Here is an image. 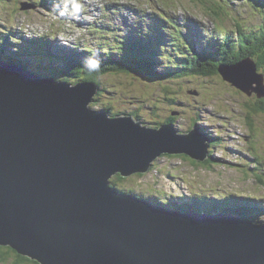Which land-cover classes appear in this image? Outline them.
I'll return each instance as SVG.
<instances>
[{"label":"water","instance_id":"1","mask_svg":"<svg viewBox=\"0 0 264 264\" xmlns=\"http://www.w3.org/2000/svg\"><path fill=\"white\" fill-rule=\"evenodd\" d=\"M43 56L65 60L59 51ZM245 61L217 70L246 95L264 97L263 75ZM61 78L0 57V246L39 264H264V223L167 208L110 184L165 154L205 162L215 137L197 124L182 133L170 122L111 116L90 107L97 83Z\"/></svg>","mask_w":264,"mask_h":264},{"label":"rangeland","instance_id":"2","mask_svg":"<svg viewBox=\"0 0 264 264\" xmlns=\"http://www.w3.org/2000/svg\"><path fill=\"white\" fill-rule=\"evenodd\" d=\"M21 1L34 2L37 6L21 10ZM66 3H70L68 9ZM114 7H121L120 13ZM84 9L92 12L79 14ZM76 13L78 16L74 15ZM122 13L129 18L127 24L134 26L121 24L119 29L114 26ZM69 14L72 22L67 19ZM159 17L173 20L180 31L174 33H181L196 47H201V41L215 37L218 31L228 30L232 37L236 36L234 24L251 30L263 27L264 0H44V5L40 0H0V50L3 48L5 53H10L11 48H17L16 55L22 56L26 47L33 65H47L40 50L34 51L38 49L37 44L30 42V38L37 35L56 51L70 48L78 53H88L98 48L95 42L99 41L106 52L117 54L120 46L128 43L126 38L136 36V33L146 35L155 28L163 29L155 23ZM164 25L172 31L170 24ZM88 26H94V29L90 31ZM210 26L214 30H210ZM8 33L14 38H7ZM18 36L27 38L15 43ZM61 37L69 40L72 47L66 46L68 41H62ZM167 43L159 46V52L167 56L157 59L155 66L159 71L164 68L161 63L176 60L177 53L189 51L183 45ZM28 44L32 46L28 47ZM235 54L237 50L231 49L228 58L235 59ZM90 56H96V51ZM257 71L264 74V63L257 66ZM56 75L68 77L71 83L80 76L77 73L64 75L59 71ZM97 78L103 89L90 104L91 108L108 107L110 114L117 115L136 112L140 121L150 127H157L167 118L174 117L173 125L178 132H186L197 124L205 128L208 137H215L209 140V149L213 157H220L216 161L199 162L185 155H161L148 173L132 174L123 180L111 178L118 188L132 189L144 196L158 194L169 198L200 197L206 193L208 197L212 193L215 196L236 195L261 201L256 204L239 200L242 203L264 207V113L250 110L264 97L259 99L254 93L246 95L222 79L216 70L207 76L186 75L179 79H164L162 83L154 82L150 76L136 70H110ZM173 112L177 115L172 116ZM259 222L264 223L263 212ZM16 259L14 252L0 248V264H24Z\"/></svg>","mask_w":264,"mask_h":264},{"label":"trees","instance_id":"3","mask_svg":"<svg viewBox=\"0 0 264 264\" xmlns=\"http://www.w3.org/2000/svg\"><path fill=\"white\" fill-rule=\"evenodd\" d=\"M40 4L44 5V0H40ZM69 6L70 3H66L65 7L67 9L69 8ZM74 15L78 16V13ZM67 17V19L72 22L73 18L70 16V14L67 15ZM234 25L238 33L236 36H240V40L238 39V42H235L234 40L229 41L227 40V36H225L221 40V43H219L218 41H214L211 43L204 42L203 46L198 50L194 49L191 45V42H189L186 38H183L182 36L175 37L176 35L172 34H166L167 36H165L164 30L159 28L156 31V35L155 32L150 33L147 37L138 35V37L140 38L129 41L127 44L123 43L120 46V50L117 52V54H114V52H106L104 49H102V46L99 42H95L96 45H98V48L96 50H90L88 53H78L77 51L68 48V50L65 51V60L61 61V63L59 64H55L54 62L47 61L43 58V53L45 51L52 52L49 46L46 45L47 43L37 42L38 49H34V51L40 50L39 54L41 55L42 59L48 62L47 65H33L29 59L30 50L27 49H25L26 52L24 53L22 60L32 70L43 75L52 76L56 73V71H59L61 74L64 75L77 73V75H80L79 77H77V80L82 79L83 77L84 80H90L98 84L99 90L97 94L103 89L101 87V82L97 78V75H103L110 70L122 72H129L134 70L140 71L150 76V79L157 83L164 82V79H179L180 77L186 75L207 76L208 74L215 71L216 66L215 63H212L211 60L208 61V59L219 60V62H230L231 60L228 59V54L231 49H233L234 52H236L237 50V56L236 54L234 55L236 57L235 59H233L234 61L249 56L255 58V62L257 65L264 63V26L256 27L254 30H251L244 28L241 24ZM238 28L242 29L246 33V35L244 34V32H241V30V33H239ZM150 39L151 41H149ZM167 41H171V43L174 45H183L184 47L189 48V51L177 53L176 60H171V62H165L164 64L161 63L164 68L161 69L162 71H159L158 67L155 66V64L158 62L157 59H164L167 56H164V54L157 51L155 47L156 45L165 46L166 44H168ZM30 42L36 43L35 41ZM99 50H101V52H99ZM94 51H96V57L89 59L88 62L83 61L84 55L81 54L92 55ZM11 54L12 55H2L0 53V56H15L16 52H12ZM66 78L67 77L64 76L61 78V80H66ZM97 94L94 96V99ZM104 109L109 112L108 107ZM250 110L252 111V113H264V100H257V102L254 103L253 107H251ZM122 114H130L133 118L140 120L136 112ZM112 115H115V113H112ZM173 119L174 117H169L165 122L174 123ZM212 155L213 154H211L210 161L218 160ZM114 177L117 180H123L125 178L120 175H115L111 178ZM257 178L261 180L259 176H257ZM110 184L112 186H116L115 181H111ZM118 190L131 193L136 197H139L140 199L147 198L152 201H158L164 207L173 208L179 211H188L189 207L192 206L194 209L207 210L210 212H230L233 214H238L252 222H259L260 213L263 212L264 214V207L258 208L257 206L248 203H242L241 201H239V197L235 195H230L229 197H227L228 195L220 194L221 196H219V199L213 200L209 199V197L206 196L196 197L194 195H188L183 197L177 196L176 198H169L168 196L158 194L154 196H143L142 194H135L132 189L124 190L122 188H118ZM242 200H248L245 202H255L256 204H260L259 202H261L249 197H244V199ZM0 248H5L8 251L14 252L18 263L26 264L28 262L32 264H39L36 261L15 252L8 246H0Z\"/></svg>","mask_w":264,"mask_h":264},{"label":"bare ground","instance_id":"4","mask_svg":"<svg viewBox=\"0 0 264 264\" xmlns=\"http://www.w3.org/2000/svg\"><path fill=\"white\" fill-rule=\"evenodd\" d=\"M133 10V12H136V10H135V8H133L132 9ZM188 20V19H187ZM129 22V18L127 17V16H125V18H124V22H123V25H128L127 23ZM186 22V21H185ZM120 23H122L121 21H116L115 22V26H117V27H119V24ZM181 25H184L183 23L181 24ZM239 29V33H241V32H244L242 29H240V28H238ZM240 30H241V32H240ZM244 34L246 35V33L244 32ZM35 36H37V35H35ZM235 37H237V39H233L235 42H238L239 40H240V36L238 37V36H235ZM18 38H19V36H18ZM21 38H23V39H25V38H27V37H21ZM239 39V40H238ZM156 49H157V51H159L160 49H159V45H156V47H155ZM245 59H246V57H244V58H242L241 59V63L242 64H244L245 66H249V64L245 61ZM116 111V110H115ZM202 127V126H201ZM202 128H204V127H202ZM204 132V131H203ZM202 132V133H203ZM214 157H216L217 159L219 158L220 159V157H217V156H214ZM115 176V175H114ZM135 194H137V193H135ZM137 195H139V194H137ZM144 196V195H143ZM140 199V198H139ZM147 198H145V199H141V200H146ZM239 199L240 200H242V199H244V197L243 196H239Z\"/></svg>","mask_w":264,"mask_h":264},{"label":"flooded vegetation","instance_id":"5","mask_svg":"<svg viewBox=\"0 0 264 264\" xmlns=\"http://www.w3.org/2000/svg\"><path fill=\"white\" fill-rule=\"evenodd\" d=\"M209 148H210V146H209ZM210 153L213 154L212 151H210V149H209V158H208V162L211 160V154H210ZM185 156H186V155H185Z\"/></svg>","mask_w":264,"mask_h":264},{"label":"clouds","instance_id":"6","mask_svg":"<svg viewBox=\"0 0 264 264\" xmlns=\"http://www.w3.org/2000/svg\"><path fill=\"white\" fill-rule=\"evenodd\" d=\"M19 6H20V5H19ZM76 7H77V10H79V5H77ZM157 127H158V126H157ZM110 182H111V180H110ZM125 192H126V191H125Z\"/></svg>","mask_w":264,"mask_h":264}]
</instances>
